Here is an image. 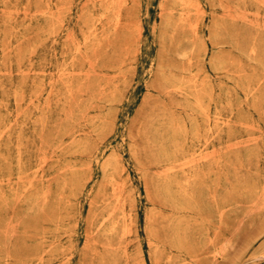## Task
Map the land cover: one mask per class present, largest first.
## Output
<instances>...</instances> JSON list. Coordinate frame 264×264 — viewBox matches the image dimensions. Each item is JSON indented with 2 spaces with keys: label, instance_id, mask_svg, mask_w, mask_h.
<instances>
[{
  "label": "rangeland",
  "instance_id": "obj_1",
  "mask_svg": "<svg viewBox=\"0 0 264 264\" xmlns=\"http://www.w3.org/2000/svg\"><path fill=\"white\" fill-rule=\"evenodd\" d=\"M0 264H264V0H0Z\"/></svg>",
  "mask_w": 264,
  "mask_h": 264
}]
</instances>
